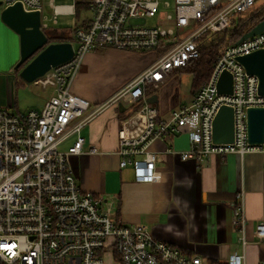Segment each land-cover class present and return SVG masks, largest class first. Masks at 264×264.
<instances>
[{
	"label": "built area",
	"instance_id": "built-area-1",
	"mask_svg": "<svg viewBox=\"0 0 264 264\" xmlns=\"http://www.w3.org/2000/svg\"><path fill=\"white\" fill-rule=\"evenodd\" d=\"M257 1L75 0L60 9L50 0L53 12L48 17L44 0H0L2 9L21 3L27 12H40L45 31L54 29L47 21L55 26L60 14H76L79 5L90 13L75 30L73 58L35 82L54 88L43 108L15 112L0 107V264H104L108 248L120 264H212L206 256L157 240L142 224H124L117 218L114 196L96 197L81 188L71 157L82 153L81 129L92 117L87 116L90 102L72 86L86 54L97 49L134 54L147 64L114 100L139 106L119 128L118 151L120 167L131 166L136 182L155 180L158 156L150 147L168 133L188 135L189 149L178 153L184 161L262 152L264 143L248 140L247 111L264 107V96L258 77L237 58L263 49L264 31L226 48L191 103L167 117L159 116L146 95L147 86H158L170 73L199 59L202 36L230 30L237 15L253 10ZM225 71L232 75V94L218 90ZM223 106L234 113L232 143L213 140V122ZM72 134L77 135L73 146L61 150ZM244 196V191L236 196L232 224L245 249L250 242L244 232ZM255 237L256 242L264 240V220L257 224ZM244 258L235 253L226 264H244Z\"/></svg>",
	"mask_w": 264,
	"mask_h": 264
},
{
	"label": "crops",
	"instance_id": "crops-1",
	"mask_svg": "<svg viewBox=\"0 0 264 264\" xmlns=\"http://www.w3.org/2000/svg\"><path fill=\"white\" fill-rule=\"evenodd\" d=\"M1 11L0 93L6 98L8 90L14 87L17 92L19 84L22 85L15 70L20 59V38L2 21ZM98 50L86 54L72 86L75 94L90 102L87 116L92 117L81 129L82 153L71 157L81 188L96 197L114 196L117 218L124 224H142L157 240L187 254L206 256L212 264H226L235 253L245 255L244 264L264 261V240L256 242L255 237L257 224L264 220V151L243 157L211 155L202 163L194 159L184 161L178 153L189 149L188 135L168 133L150 147L158 156L155 180L136 182L131 166L120 167L118 151L119 128L139 106L114 100L147 64L137 55L120 51L116 56L125 60L123 75L116 77L109 73L103 79H94L100 61L114 49H107L104 54ZM185 70L170 73L158 86H147L148 100H152L160 117L191 103L195 92L192 91L190 98L181 99L176 82V75ZM53 95L54 90L40 108L34 109L41 110ZM14 102L15 112L32 110L22 111L17 97ZM76 139V134L70 135L61 144V150L67 151ZM68 140L71 142L63 148ZM92 148L96 149L95 153H91ZM241 191L245 194L247 217L244 232L250 242L245 249L238 243L232 224V208ZM104 264H120L112 248L106 250Z\"/></svg>",
	"mask_w": 264,
	"mask_h": 264
},
{
	"label": "water",
	"instance_id": "water-1",
	"mask_svg": "<svg viewBox=\"0 0 264 264\" xmlns=\"http://www.w3.org/2000/svg\"><path fill=\"white\" fill-rule=\"evenodd\" d=\"M1 5V2H0ZM2 21L20 38V59L15 65L19 76L27 83H35L57 66L68 62L74 56L71 41L49 43V37L42 29L41 13L27 12L21 3L1 11ZM264 31V20L243 34L242 42L248 37ZM250 74L259 79V93L264 96V48L237 58ZM218 90L232 94L233 79L229 72H223L218 82ZM152 102L149 99V102ZM248 140L251 144L264 143V107L250 108L247 111ZM215 143H232L234 140V113L230 107L223 106L213 122Z\"/></svg>",
	"mask_w": 264,
	"mask_h": 264
},
{
	"label": "rangeland",
	"instance_id": "rangeland-1",
	"mask_svg": "<svg viewBox=\"0 0 264 264\" xmlns=\"http://www.w3.org/2000/svg\"><path fill=\"white\" fill-rule=\"evenodd\" d=\"M50 0H44V15L51 17L53 9L49 6ZM264 0H258L256 6H260ZM75 0H55V4L57 6L63 5L68 7L69 5H73ZM2 10V8H0ZM90 17V13L87 10L78 11L76 14H67L62 13L58 16V24L52 25L51 21H47L50 27L54 29L63 30V31H71L73 36L75 34V30L77 27L81 26L86 18ZM154 20L151 21V23ZM74 44L76 42L73 40ZM101 48L98 50V53L104 54L107 49ZM120 51L112 50L111 53L106 54V56L100 61V68L94 72V79H103L106 77V74L113 73L116 77H120L124 73L123 64L125 60L118 58L116 53ZM123 53V52H121ZM127 54V53H125ZM128 70V69H127ZM18 80L22 82V85L19 84L17 92L14 91V87L11 88V91L8 90V96L5 98L0 93V107H5L9 109H14L16 111L15 100L17 97L19 106L22 111L40 108L41 103L45 101L46 97H49L52 94L53 87L44 88L41 85H37L35 83H27L25 82L18 73ZM193 74L188 71H181L176 75V82L178 83V91L181 99L185 100L191 97L192 87H193ZM1 97L3 99H1ZM2 101V102H1ZM71 140L67 141L63 148H65Z\"/></svg>",
	"mask_w": 264,
	"mask_h": 264
},
{
	"label": "trees",
	"instance_id": "trees-1",
	"mask_svg": "<svg viewBox=\"0 0 264 264\" xmlns=\"http://www.w3.org/2000/svg\"><path fill=\"white\" fill-rule=\"evenodd\" d=\"M81 8L82 6L79 5L77 11H80ZM262 20H264V2L248 13L237 15L230 30L216 34H205L199 39L200 57L185 70L193 74V92H196L209 78L213 63L225 49L237 43L244 33L250 31ZM45 32L49 37V43L74 40L71 31L51 29Z\"/></svg>",
	"mask_w": 264,
	"mask_h": 264
}]
</instances>
